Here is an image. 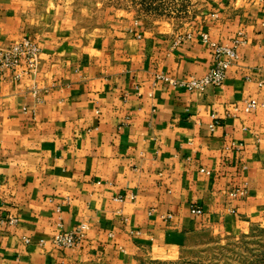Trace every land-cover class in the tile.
<instances>
[{
    "label": "crops",
    "instance_id": "0c3cea01",
    "mask_svg": "<svg viewBox=\"0 0 264 264\" xmlns=\"http://www.w3.org/2000/svg\"><path fill=\"white\" fill-rule=\"evenodd\" d=\"M205 32L247 43L200 93L177 82L210 71ZM24 36L38 69L0 74V264L173 260L203 233L264 222V0H216L180 26L0 0V47ZM60 224L87 225L79 246L55 245Z\"/></svg>",
    "mask_w": 264,
    "mask_h": 264
},
{
    "label": "rangeland",
    "instance_id": "374dc122",
    "mask_svg": "<svg viewBox=\"0 0 264 264\" xmlns=\"http://www.w3.org/2000/svg\"><path fill=\"white\" fill-rule=\"evenodd\" d=\"M48 1V0H43ZM86 22L111 16H135L153 23L183 25L210 11L216 0H49ZM141 264H264V222L241 234L203 233L191 240L179 259Z\"/></svg>",
    "mask_w": 264,
    "mask_h": 264
},
{
    "label": "built area",
    "instance_id": "2783aa9c",
    "mask_svg": "<svg viewBox=\"0 0 264 264\" xmlns=\"http://www.w3.org/2000/svg\"><path fill=\"white\" fill-rule=\"evenodd\" d=\"M202 38L209 44L213 51L214 62L210 71L204 76H191L188 80L177 82V85L186 87L189 90L204 93L210 87L221 86L231 69V67L239 60V50L247 43L243 34L237 38L232 45L212 42L209 33L202 34ZM42 49L39 44L30 36H24L20 40L12 42L10 45L0 47V74L8 69L13 79L17 80L26 74H31L38 69L39 60ZM264 73V67L262 68ZM248 80H253L252 76L247 77ZM259 84L264 87V76L256 78ZM259 103L255 99L247 102L246 111L250 112L257 108ZM247 193L246 188H239L231 192L234 197L242 196ZM195 212L201 213L203 210L196 208ZM172 218V215L168 216ZM18 222L16 217H11L8 224L15 225ZM6 224L3 218H0V225ZM87 225L82 226L77 230H65L63 225H59L58 231L53 237V241L59 248H76L84 238V229ZM26 242L30 243L31 239L26 238Z\"/></svg>",
    "mask_w": 264,
    "mask_h": 264
}]
</instances>
